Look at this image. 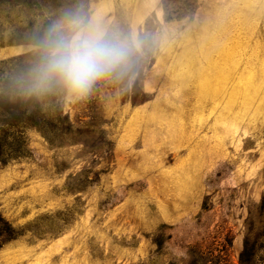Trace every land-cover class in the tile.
<instances>
[{
	"label": "rangeland",
	"instance_id": "1",
	"mask_svg": "<svg viewBox=\"0 0 264 264\" xmlns=\"http://www.w3.org/2000/svg\"><path fill=\"white\" fill-rule=\"evenodd\" d=\"M184 1L0 0L1 86L69 15L137 45L86 95L40 91L73 127L27 128V153L0 156V213L22 231L0 264H264V0L167 21Z\"/></svg>",
	"mask_w": 264,
	"mask_h": 264
},
{
	"label": "clouds",
	"instance_id": "2",
	"mask_svg": "<svg viewBox=\"0 0 264 264\" xmlns=\"http://www.w3.org/2000/svg\"><path fill=\"white\" fill-rule=\"evenodd\" d=\"M41 46L43 56L32 70L31 87L41 91L56 82L79 95H86L98 79L129 70L137 47L134 40L109 33L80 14L53 25Z\"/></svg>",
	"mask_w": 264,
	"mask_h": 264
},
{
	"label": "trees",
	"instance_id": "3",
	"mask_svg": "<svg viewBox=\"0 0 264 264\" xmlns=\"http://www.w3.org/2000/svg\"><path fill=\"white\" fill-rule=\"evenodd\" d=\"M184 6L177 10L171 9L167 4L165 5V19L167 21L173 19H181L193 10V4L189 0L183 2ZM39 41V50L37 52H27L14 57L13 60L20 61L30 60L22 76L20 73H11V87L0 85V131L9 135V131L14 130L18 132L14 152L5 153L0 149V156L4 154L10 158L22 157L27 153L25 129L36 128L41 131L47 138L51 139V135L58 131L71 130L73 125L69 121L68 116H62L63 111L58 106L52 105L45 107L39 94L31 87L32 70L41 62L43 56V49ZM22 63V62H21ZM20 64V63H19ZM25 80V83L22 82ZM1 82V77H0ZM52 92L57 96L58 87L51 85ZM56 96H52L51 100L55 102ZM54 104V103H53ZM54 106V107H53ZM0 137V148L5 142H2ZM8 144V143H7ZM2 162H7L6 157H0ZM22 234V231L15 227L9 220H7L0 213V248L12 239L17 238ZM244 264H249L247 259L243 258Z\"/></svg>",
	"mask_w": 264,
	"mask_h": 264
}]
</instances>
